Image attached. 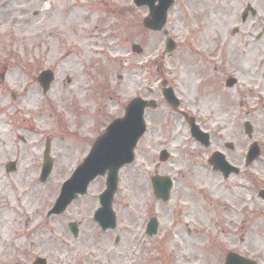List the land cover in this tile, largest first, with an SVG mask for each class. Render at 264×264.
Wrapping results in <instances>:
<instances>
[{
  "label": "rangeland",
  "instance_id": "1",
  "mask_svg": "<svg viewBox=\"0 0 264 264\" xmlns=\"http://www.w3.org/2000/svg\"><path fill=\"white\" fill-rule=\"evenodd\" d=\"M132 1L0 0V65L8 68L5 82L0 79V225L10 227L0 237V264H34L38 257L47 264H225L229 253L264 264V69L251 58L255 50L264 59V0H230L235 9L227 17L217 16L227 0H176L168 35L165 28L147 30L148 8ZM249 5L257 14L243 22ZM167 36L177 46L171 55ZM134 44L142 54L133 52ZM47 68L56 80L44 95L35 75ZM229 79L236 80L233 87L226 86ZM164 80L210 134L209 148L166 102ZM27 93L36 95L35 105ZM139 97L159 105L146 111L148 129L135 162L120 171L116 229L102 232L94 221L106 177L63 215L47 217L92 143ZM245 122L254 128L251 136ZM48 140L54 168L41 183ZM254 142L261 156L247 166ZM162 150L170 161L160 162ZM216 151L240 172L224 178L214 171L209 159ZM13 161L17 172L7 174ZM156 174L174 180L168 203L153 193ZM151 218L160 225L152 238L146 234ZM71 222L80 226L77 239Z\"/></svg>",
  "mask_w": 264,
  "mask_h": 264
},
{
  "label": "water",
  "instance_id": "2",
  "mask_svg": "<svg viewBox=\"0 0 264 264\" xmlns=\"http://www.w3.org/2000/svg\"><path fill=\"white\" fill-rule=\"evenodd\" d=\"M158 2V5L156 3ZM137 7L148 6L150 16L145 19L144 24L147 28L154 31H162L167 21V13L174 0H136ZM251 10V8H249ZM248 10L244 13L243 18L248 16ZM255 13L254 11H252ZM174 49V43L169 41L167 44V51ZM133 50L141 53L142 49L135 45ZM39 81L43 85L45 91L49 88L53 81V74L51 72L42 73ZM235 83L234 80L228 82L229 86ZM166 99L177 107L174 94L171 90H165ZM156 108L157 104L154 102H147L142 99H136L126 109V114L123 118L115 120L109 125L104 135L97 139L93 148L86 158V160L77 168L72 177L63 185L62 192L59 199L51 211V214H62L67 207L80 195L87 193L90 183L98 176H105L107 178V190L100 197L101 208L95 215V220L100 224L103 231L108 229H115L116 217L112 210V202L118 186V173L121 168L130 165L134 161V150L146 131V124L144 121V114L146 108ZM193 124V121H189ZM193 135L205 146H209V136L199 131L198 127L193 126ZM253 128L249 123L245 124V132L252 134ZM50 145H47L45 154V165L43 169L42 180H46L51 172L53 161L49 158ZM260 156V149L257 144L251 146L248 155V164L258 159ZM167 154L164 152L161 160H166ZM215 170L223 172L227 178L231 173H238V170L230 166L223 155L217 153L211 160ZM14 164L9 168L12 170ZM153 186L155 194L158 198L168 201L170 197V190L172 187L171 180L168 178L155 177L153 178ZM260 197L264 199V190L260 192ZM74 236H78V227L75 223L69 225ZM157 221L152 220L148 226V233L150 236L157 233ZM45 260L39 259L36 264H45ZM226 264H256L250 260L239 257L235 254H230L227 257Z\"/></svg>",
  "mask_w": 264,
  "mask_h": 264
},
{
  "label": "bare ground",
  "instance_id": "3",
  "mask_svg": "<svg viewBox=\"0 0 264 264\" xmlns=\"http://www.w3.org/2000/svg\"><path fill=\"white\" fill-rule=\"evenodd\" d=\"M237 1V0H236ZM8 3V2H6ZM60 3H61V0H60ZM49 3H47L48 5ZM6 5V4H5ZM5 5L3 7H5ZM50 5V4H49ZM224 5H226L225 8L221 9V12L219 13V15L217 16H223V17H227L232 11H234L235 9V3L233 1H230V0H227L224 2ZM46 8H48L47 10H49L48 12V15L53 19H58V14H57V11L52 10V7L49 6ZM7 12V11H6ZM71 19L70 17V14L67 18H64L63 20L64 21H69ZM27 34H33V30H30L29 32V29L27 30H24ZM258 52V50H257ZM251 58H255L259 64H262V68L264 69V59L261 58L259 55H255V50H252L251 52ZM252 63L251 59L248 61V64ZM247 64V65H248ZM28 104L31 106V105H35L36 104V95L34 93H30L29 96H28V100H27ZM2 129V128H1ZM4 193L3 191V183H0V195H2ZM37 193V190L35 188L32 189V191L30 192V195L32 196H35ZM27 200V197H25V202ZM10 232V227L8 224H3V225H0V237H2L3 235H6Z\"/></svg>",
  "mask_w": 264,
  "mask_h": 264
},
{
  "label": "flooded vegetation",
  "instance_id": "4",
  "mask_svg": "<svg viewBox=\"0 0 264 264\" xmlns=\"http://www.w3.org/2000/svg\"><path fill=\"white\" fill-rule=\"evenodd\" d=\"M4 39L6 40V37ZM0 67H2V66L0 65ZM4 69H5V73H3L2 77H0V79H2V82L5 80V76L7 74V67H4Z\"/></svg>",
  "mask_w": 264,
  "mask_h": 264
}]
</instances>
